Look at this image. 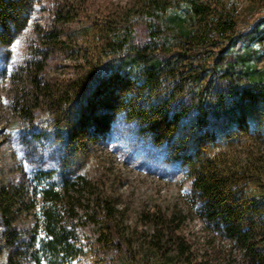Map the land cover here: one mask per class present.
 <instances>
[{"label": "rangeland", "instance_id": "obj_1", "mask_svg": "<svg viewBox=\"0 0 264 264\" xmlns=\"http://www.w3.org/2000/svg\"><path fill=\"white\" fill-rule=\"evenodd\" d=\"M141 1L31 0L25 28L9 44L0 45V264H48L50 255L37 245L45 237L48 214L72 244L67 254L53 257L56 264H122L119 257L101 260L97 246L88 243L106 234L120 243L128 264H174L171 241L186 250L187 261L256 264L236 241L199 216L200 197L192 188V171L181 163L186 149L179 141L155 140L121 110L105 135L96 139L88 132L82 149L59 148L62 140L49 117L54 98L72 80L91 76L105 44V33L94 34L88 28H124ZM211 3L219 7L217 0ZM224 4L239 21L236 35L241 42L234 49L247 43L255 48L252 76L257 78L264 70V43L248 42L253 33L247 31L258 18L264 20V0ZM207 64L204 95L211 96L220 86L218 72ZM159 93L149 94L154 103ZM188 114V123L198 122L199 116L205 122L210 115L205 103ZM253 121L249 128L262 136L256 143L264 151V118ZM43 168L56 170L50 185L59 193L57 202L43 199ZM6 196L12 198L10 203ZM104 200L112 213L111 230L96 217V203ZM159 244L167 253L161 258L149 251Z\"/></svg>", "mask_w": 264, "mask_h": 264}, {"label": "trees", "instance_id": "obj_2", "mask_svg": "<svg viewBox=\"0 0 264 264\" xmlns=\"http://www.w3.org/2000/svg\"><path fill=\"white\" fill-rule=\"evenodd\" d=\"M30 1L0 0V45L9 44L25 28ZM217 1L215 8L211 0H142L141 7L130 11L131 22L118 31L91 25V33L106 34L93 72L82 81L72 80L62 95H54L49 117L62 149H82L88 132L96 139L105 135L121 110L155 140L179 141V147L186 149L181 163L192 171V188L200 197L199 216L236 241L256 264H264V151L256 143L262 136L249 128L253 120L264 118V70L257 78L252 76L255 48L247 43L234 49L241 42L236 35L239 21L224 0ZM263 21L258 18L249 25L247 32L253 35L248 42L264 43ZM208 62L218 72L220 86L211 96L204 95L203 85ZM152 91L161 94L155 103ZM203 103L210 114L206 121L199 116L198 122L188 123V113L201 110ZM55 172L40 170L46 185L41 194L57 202L59 193L50 185ZM107 203H96V217L111 230L114 223ZM46 216L38 250L50 255L48 264H56L53 257L67 254L72 244L65 229ZM88 243L97 246L101 260L111 256L122 258V264L130 262L109 234ZM170 243L176 252L170 257L174 264H200L184 259L186 250ZM149 251L158 258L167 255L160 244Z\"/></svg>", "mask_w": 264, "mask_h": 264}]
</instances>
